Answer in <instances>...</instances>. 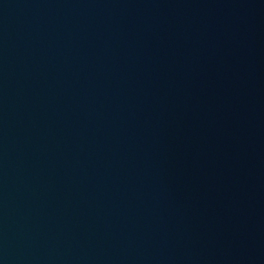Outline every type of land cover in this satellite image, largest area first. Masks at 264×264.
<instances>
[{
    "label": "water",
    "instance_id": "obj_1",
    "mask_svg": "<svg viewBox=\"0 0 264 264\" xmlns=\"http://www.w3.org/2000/svg\"><path fill=\"white\" fill-rule=\"evenodd\" d=\"M0 264H264V0H0Z\"/></svg>",
    "mask_w": 264,
    "mask_h": 264
}]
</instances>
